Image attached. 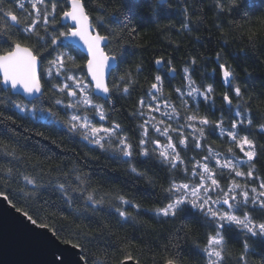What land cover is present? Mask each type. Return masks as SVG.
Returning <instances> with one entry per match:
<instances>
[{
    "label": "snow or ice",
    "instance_id": "1",
    "mask_svg": "<svg viewBox=\"0 0 264 264\" xmlns=\"http://www.w3.org/2000/svg\"><path fill=\"white\" fill-rule=\"evenodd\" d=\"M112 5L113 0L100 4L95 0H0V197L13 208V200L27 203L37 219L41 206H67L75 220L87 221L72 231L76 243L64 241L72 249H57L67 259L55 264H113L108 249L115 248L114 234L110 224L103 222L112 212L120 226L137 222L141 212L172 221L163 249L168 255L158 264H185L182 245L189 242L193 258L187 264H252L249 253L255 249L248 241L264 240V111L254 109L253 102L264 93L248 94V87L239 83V64L233 66L226 58L243 60L247 50L226 54L221 48L211 57L197 50L196 55L186 54L179 69L174 55H154L151 65L159 66L171 79L179 75V84L169 91L159 71L149 72L151 79L145 77L140 83L146 71L143 57L121 67L136 50L147 51L134 43L141 8L147 9L155 24L162 17L178 16L179 28L170 22L164 26L166 31L191 34L215 29L226 47L225 25L231 29L234 24L228 18L243 15L247 19L241 11L245 5L242 0H210L206 7L205 0H119ZM207 12H212L211 29ZM195 40L202 43L203 37ZM248 43L253 45L255 37L249 36ZM175 47L178 50L180 45ZM81 48L85 51L79 52ZM77 55L87 56L83 64L77 62ZM209 61L216 65L211 71L204 66ZM217 69L227 88L219 94L214 82H206ZM242 71L245 78L250 77L247 68ZM137 92L134 106L126 112L130 123L124 124L117 105ZM217 99L222 101L219 107ZM201 104L207 108L203 114ZM37 119L45 122L41 127L55 125L53 134L58 138L18 123ZM61 134L73 147H64ZM211 136L222 144L210 142ZM80 143L89 151L77 152ZM91 152L127 165L122 171L135 177L133 183L143 181L153 197L158 190L157 206L147 207L120 190L103 191L93 176L106 174L108 165H101ZM21 183L31 187L26 190ZM50 191L59 194L58 202L43 199ZM81 200L86 211L73 207ZM101 212L104 218H98ZM24 216L37 224L29 211ZM190 220L203 229L195 239L197 229L190 227ZM93 224L95 231L89 230ZM233 235L242 237L243 251L235 256L229 249ZM259 255L264 264V253ZM129 259L125 255L119 264Z\"/></svg>",
    "mask_w": 264,
    "mask_h": 264
},
{
    "label": "trees",
    "instance_id": "2",
    "mask_svg": "<svg viewBox=\"0 0 264 264\" xmlns=\"http://www.w3.org/2000/svg\"><path fill=\"white\" fill-rule=\"evenodd\" d=\"M104 0H95V3L100 4L103 3ZM119 0H113V7ZM210 2V0H205V7ZM242 3L245 7L241 10L242 13L247 15V19L243 18V15H235L229 17L230 21H234L232 28L230 29L228 25H225L224 32L225 40H227V46L221 42L220 33L215 29H211L212 22V12H207V26L211 29V32L204 31L201 29L199 32H193L191 34H179L177 30L166 31L164 30V26L168 25L170 22L175 23L177 29L179 28V17L178 16H165L160 19L159 24H155L152 22L149 17L148 11L146 8H141L138 10V15L142 18L140 21H136L139 27V32L135 37L134 43L137 45H141L147 49V51L141 52L136 50V55L131 56L124 62L121 67H126L129 64V61L138 62L141 57L144 58V64L146 67V71L140 76V83L144 84V78L148 77L150 80L151 77L148 75L149 72L155 74L158 72L157 66L151 65L150 61L153 56H169L174 55V64L177 69L180 68V63L183 58H185L186 54L196 55L197 50L200 55L206 56H214L215 51L221 48L224 49L225 53L232 52L233 50H239L244 48L248 52V56L243 60H234L231 56H226L233 66L239 64L237 68V72L239 74L240 80L239 83L241 87L247 86L249 89V93L251 95H258L260 93H264V0H242ZM175 7V5H174ZM66 10V9H65ZM111 11V8L108 9ZM95 15L97 13H91ZM103 34V33H102ZM196 36L203 37L202 43L200 41L195 40ZM249 36L255 37V43L253 45H249L248 38ZM168 37H171V46ZM176 44H179L180 47L177 50L175 47ZM76 55V53H74ZM86 58L83 55H77V62L83 64ZM205 68L211 71L212 68L216 67V65L209 61L204 62ZM247 68L251 73L250 77L245 78L242 69ZM165 77V91H169L172 85L179 84V75L175 79H171L167 74L163 75ZM171 79V83L169 84V80ZM195 79L199 81V75H196ZM207 83H215L217 94L226 91V86L222 83L221 75L219 69H217L216 73L213 76V79L207 80ZM246 94V95H248ZM139 95V92L134 94L133 98L129 101H121L120 104L117 105V108L120 109L119 118L124 124L130 123L128 116L126 115L127 111H130L136 102V96ZM217 107L222 104V101L216 100ZM47 106V105H46ZM123 106V107H121ZM259 108L261 111H264V95H260L258 100L253 102V108ZM0 110H3L0 108ZM55 110V109H54ZM14 111V110H13ZM200 112L203 114L207 112V108L204 104L200 105ZM7 115H11V112H6ZM219 115V113H217ZM60 116L63 117L64 113L60 112ZM215 119V116L211 117ZM18 123H23V127L25 128H35L38 131H44L46 135L51 136L52 138H58L53 134L54 129H56L55 125L47 124L44 127H41L45 122L40 121L39 119L35 121H27ZM60 133H63V130H59ZM60 139H64L66 141L64 147L71 148L73 147L72 142L68 139L66 135L61 134L59 136ZM210 142H214L215 144H222V141L217 136H211L209 138ZM262 142H264V138H261ZM77 152H88L89 149L83 146V143L76 148ZM90 155L98 157L100 160V164L108 165V172L106 174H97L93 176V182L100 181L103 191H112V190H120L121 194H125L130 198H135L137 202H142L147 207L157 206L159 193L157 190V196L153 197L150 193H148L147 189L144 187L143 181H136L135 177L126 175L122 169L127 168V165H121L112 163L105 156L101 155L99 152H91ZM62 157H57L60 159ZM71 159V157H69ZM264 159V157H262ZM138 167L143 168V164H138ZM95 167V166H94ZM257 167H260L259 162L257 163ZM112 169L116 171L113 172ZM154 171L159 172V169H154ZM261 171L264 172V168H261ZM163 175V173H160ZM20 187H25L27 190L31 186H25L23 183L19 185ZM13 187H17V185H13ZM58 193L48 192L43 194V199H51L53 201H57ZM11 199L12 196L9 195ZM13 203L16 204L15 209H20V212L24 214V211H29L30 215H33L34 219H37L36 215L32 213L29 209L28 204L25 202H17L13 200ZM73 207L81 208V211H86L83 206V201H77ZM125 209L129 212L133 210L124 206ZM90 215V213H87ZM133 215H136L133 212ZM105 214L101 212L98 218H104ZM118 216L112 212L111 215H107L106 219L103 222H107L110 224V231L114 234L112 236V242L115 244V248H109L108 253L113 257V264H119V261L123 259L125 255L131 257V259L125 261L136 264H158L163 258H165L168 253L165 252L164 246L168 243V229L172 224V221L163 222L158 217H153L152 215L145 214L141 212L137 216V222L129 221L127 223H122V226L117 225L116 221ZM87 223L86 220L83 222L74 219V214L70 213L67 209V206H62L59 208L53 207H45L41 206L40 218L37 219L36 225L47 224L52 233H54L59 240L62 242L66 240H71L72 244L77 241L73 238L71 234L73 230L77 228V225L80 224L81 227ZM190 227H195L197 231L193 232V239L197 235L203 232L202 228H199L198 225L195 224V221H188ZM67 226L64 232H57L56 229L61 226ZM45 228V227H44ZM96 225L93 224L89 230L95 231ZM242 237H238L233 235L229 241V249L231 253L235 256L243 251L241 244ZM203 244V240L200 241ZM252 248L255 249V253H253L250 249L249 259L252 261V264H261V256L259 253H264V240L251 239L248 241ZM70 244V245H72ZM189 245H182L184 249V259L185 264H187L189 259L193 257L189 256ZM79 251V249H78ZM91 251H97V248L91 249ZM231 264V262H230Z\"/></svg>",
    "mask_w": 264,
    "mask_h": 264
},
{
    "label": "water",
    "instance_id": "3",
    "mask_svg": "<svg viewBox=\"0 0 264 264\" xmlns=\"http://www.w3.org/2000/svg\"><path fill=\"white\" fill-rule=\"evenodd\" d=\"M78 50L85 51L83 48ZM57 249L70 250L72 245L59 240L49 229L33 225L23 213L0 197V264H55L58 259H67L61 257ZM75 251L79 252L78 249Z\"/></svg>",
    "mask_w": 264,
    "mask_h": 264
},
{
    "label": "flooded vegetation",
    "instance_id": "4",
    "mask_svg": "<svg viewBox=\"0 0 264 264\" xmlns=\"http://www.w3.org/2000/svg\"><path fill=\"white\" fill-rule=\"evenodd\" d=\"M79 51V50H78ZM80 52V51H79ZM84 56V55H83ZM85 57V56H84ZM86 58V57H85ZM87 59V58H86ZM157 69H158V71H159V73L161 74V75H164V74H167L164 70H161V69H159V67H157ZM168 75V74H167ZM168 77H170L169 75H168Z\"/></svg>",
    "mask_w": 264,
    "mask_h": 264
}]
</instances>
